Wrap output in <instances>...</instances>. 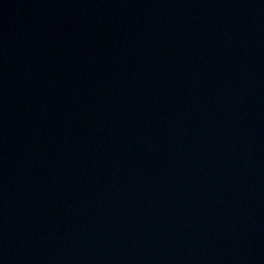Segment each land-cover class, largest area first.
Returning <instances> with one entry per match:
<instances>
[{
    "label": "water",
    "instance_id": "water-1",
    "mask_svg": "<svg viewBox=\"0 0 264 264\" xmlns=\"http://www.w3.org/2000/svg\"><path fill=\"white\" fill-rule=\"evenodd\" d=\"M0 264H264V0H0Z\"/></svg>",
    "mask_w": 264,
    "mask_h": 264
}]
</instances>
